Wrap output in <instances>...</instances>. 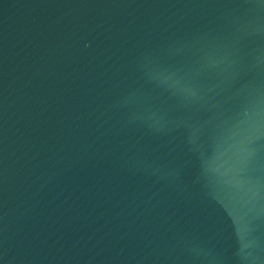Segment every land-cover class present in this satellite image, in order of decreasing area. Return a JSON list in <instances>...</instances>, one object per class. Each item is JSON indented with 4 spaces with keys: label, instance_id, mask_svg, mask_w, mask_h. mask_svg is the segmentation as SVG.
Wrapping results in <instances>:
<instances>
[{
    "label": "water",
    "instance_id": "water-1",
    "mask_svg": "<svg viewBox=\"0 0 264 264\" xmlns=\"http://www.w3.org/2000/svg\"><path fill=\"white\" fill-rule=\"evenodd\" d=\"M0 264H264L260 0H0Z\"/></svg>",
    "mask_w": 264,
    "mask_h": 264
},
{
    "label": "snow or ice",
    "instance_id": "snow-or-ice-1",
    "mask_svg": "<svg viewBox=\"0 0 264 264\" xmlns=\"http://www.w3.org/2000/svg\"><path fill=\"white\" fill-rule=\"evenodd\" d=\"M260 3H261L262 5H264V0H260Z\"/></svg>",
    "mask_w": 264,
    "mask_h": 264
}]
</instances>
